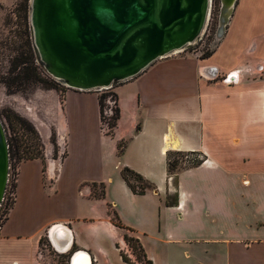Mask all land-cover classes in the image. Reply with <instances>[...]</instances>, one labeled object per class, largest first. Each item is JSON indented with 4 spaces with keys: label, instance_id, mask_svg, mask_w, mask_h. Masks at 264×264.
I'll return each mask as SVG.
<instances>
[{
    "label": "crops",
    "instance_id": "0c3cea01",
    "mask_svg": "<svg viewBox=\"0 0 264 264\" xmlns=\"http://www.w3.org/2000/svg\"><path fill=\"white\" fill-rule=\"evenodd\" d=\"M111 90L120 110L112 136L102 128L100 92L66 89L62 101L44 92L57 106L66 156L20 164L0 264H49L41 244L56 248L53 230L62 246L71 240L70 264L84 256L127 264L125 233L109 208L153 264H264V0L238 1L210 57L172 55ZM170 152L205 162L183 166L171 184ZM124 169L155 190L134 194ZM95 184L105 186L104 199L93 197Z\"/></svg>",
    "mask_w": 264,
    "mask_h": 264
},
{
    "label": "water",
    "instance_id": "95a60500",
    "mask_svg": "<svg viewBox=\"0 0 264 264\" xmlns=\"http://www.w3.org/2000/svg\"><path fill=\"white\" fill-rule=\"evenodd\" d=\"M238 1L221 0L216 45L225 37ZM211 4L212 0H31L36 62L67 89L101 93L161 59L190 51L202 39ZM228 83L235 81L229 78ZM9 171L8 140L0 118V207ZM82 259L90 264L85 256Z\"/></svg>",
    "mask_w": 264,
    "mask_h": 264
},
{
    "label": "rangeland",
    "instance_id": "374dc122",
    "mask_svg": "<svg viewBox=\"0 0 264 264\" xmlns=\"http://www.w3.org/2000/svg\"><path fill=\"white\" fill-rule=\"evenodd\" d=\"M30 5L31 0H0V116L6 130L8 143L10 141L12 146L9 172L11 177L0 207V227L15 199V183L20 164L37 156L50 160V163H57L66 153L65 135L57 129L55 124L57 106L54 105L50 94L44 92L57 91L62 101L63 92L67 88L58 83L56 90H49L39 83L31 84L20 73L23 66H19L17 70L15 67L16 58L20 57L22 53H25L28 58V51L32 50ZM220 10L221 0H212L210 15L202 39L193 46L190 52L198 53L203 57L208 50H214L217 44L216 32ZM31 65L37 68V77L56 83L37 62L34 61V64ZM106 91L110 92V90ZM106 91H102L100 94ZM112 102L114 101L111 98L109 102L108 100L106 102V119L110 118L109 110L116 107V104L114 105ZM117 107L119 108L118 103ZM106 125L105 132L109 128V124ZM173 159L174 157L171 158V160ZM46 184L49 186L48 182ZM97 188L99 192L101 189ZM109 211L113 212V209L109 208ZM46 245L49 246L46 241L41 244L43 250ZM43 252L49 263L66 264V256L53 258L47 250ZM125 254L135 264H145L144 261L138 262L130 249L128 252L125 250Z\"/></svg>",
    "mask_w": 264,
    "mask_h": 264
},
{
    "label": "trees",
    "instance_id": "16d2710c",
    "mask_svg": "<svg viewBox=\"0 0 264 264\" xmlns=\"http://www.w3.org/2000/svg\"><path fill=\"white\" fill-rule=\"evenodd\" d=\"M32 50H33V45H32ZM32 50H31V52L28 51V58H26L27 55H25V53H22V55L20 57L16 58V60H15L16 70L18 69L19 66H23V69L21 68V72L20 73H21V75H23L24 78H26V81H28V82H30L31 84H34V85H36L37 83L43 84L49 90L50 89H55L56 90L57 82L56 83L48 82L46 80H43L41 77H37V68H34L31 65V64H34V61L36 62V57H35L34 51H32ZM213 52H214V50H211V51L208 50L203 55L202 58L206 59V58L210 57L213 54ZM27 70L29 71L28 73H27ZM110 98L114 101V104H116V107L114 109H112L114 114L112 116H110L109 119H106V117H105V107L107 106L106 105L107 100L109 102ZM117 103H118V96L111 89H110V92L106 91V92H103L100 95L101 121H102V125L107 124V123L109 124V131L107 132V135H110V136H112L113 133H114V130L116 128L117 121H118V118H119V115H120V110L117 107ZM0 118L2 120L1 116H0ZM8 145H9V154L11 156L12 155V146L10 144V141H9ZM123 148H124V143L119 146V153H121L123 151ZM64 154L65 155H63L62 159L66 156V153H64ZM186 155L187 156L188 155L196 156V155H200V154H198V153L170 152L167 155L168 173H169V176H174L175 177L174 180L176 179V173L178 172V170L180 168H183V166L186 167V168H189V167H187L184 164V157ZM172 157H174L173 160H171ZM32 159L45 160L44 158L39 157V156H37L35 158H31L29 160H32ZM202 164H203V161H197L190 167L200 166ZM122 177L127 182L128 186L130 187V189L132 190V192L134 194L143 195L147 191L155 190V187L151 183L146 181L141 175H139V174H137V173H135V172H133V171H131L129 169H124L122 171ZM48 184L50 186L51 182L48 183ZM97 187H100V189H101L99 192H98V188ZM92 195H93V197H95L97 199H104L105 198V186L104 185L98 186L96 184L93 185L92 186ZM171 204H177V202L176 203H170V202L167 201V205H171ZM12 206H13V204H12ZM12 206H11V208H12ZM109 215L111 217V221L113 222V224L117 228L122 229V230H124L126 232L125 236H124V241L127 244V246L129 247L130 251L133 253V255L136 258V260L138 262H140V263H142V261H144L145 264H153L152 261L148 260L147 255L145 254L144 248H143L140 240L138 238L133 237V236L130 235V233H132L133 231L130 228L125 227L121 223V220H120L117 212L114 211V210H113V212L109 211ZM121 256H122L124 262H126L127 264H135L129 258V256L127 254H125L123 251L121 252Z\"/></svg>",
    "mask_w": 264,
    "mask_h": 264
},
{
    "label": "built area",
    "instance_id": "2783aa9c",
    "mask_svg": "<svg viewBox=\"0 0 264 264\" xmlns=\"http://www.w3.org/2000/svg\"><path fill=\"white\" fill-rule=\"evenodd\" d=\"M112 104H114V102H112ZM115 105V104H114ZM110 111V116H112L114 113H113V110L112 109H110L109 110ZM106 125V124H105ZM105 125H102V128H103V130H104V132H105ZM106 127H107V125H106ZM109 131V128H108V130H107V132ZM107 132H105L106 134H107ZM58 161H61V159L60 160H58ZM197 161H203V163L205 162V157H203V156H201V155H196V156H193V155H186L185 157H184V164L187 166V167H190V166H192L195 162H197ZM10 172V171H9ZM11 177V174L9 173V178ZM174 176H169L168 177V180H169V183H174ZM8 183H9V179H8ZM50 247H51V249H50ZM50 247H46V249L45 250H47V252L49 253V255L50 256H53V258L55 257V258H60L62 255L63 256H66L67 258H66V264H70V262H69V258H70V250H68V251H59V250H57L56 248H53L52 246H50ZM41 257L43 258L44 256H42L41 255ZM74 258V257H73ZM73 258H72V260H73ZM49 264H51V263H49ZM78 264H86V261H85V259H81V261L80 262H78Z\"/></svg>",
    "mask_w": 264,
    "mask_h": 264
},
{
    "label": "bare ground",
    "instance_id": "6f19581e",
    "mask_svg": "<svg viewBox=\"0 0 264 264\" xmlns=\"http://www.w3.org/2000/svg\"><path fill=\"white\" fill-rule=\"evenodd\" d=\"M55 230L52 231V234H51V238H52V241L54 243V246L58 249V250H61V251H68L70 246H71V240H69V243L68 244H65V246H62L60 243H57V241L55 240ZM83 254V253H82ZM75 260L72 261V264H74Z\"/></svg>",
    "mask_w": 264,
    "mask_h": 264
}]
</instances>
